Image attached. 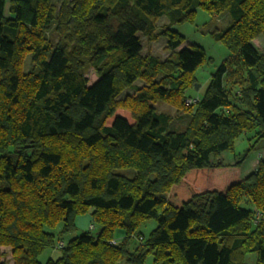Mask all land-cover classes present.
<instances>
[{
	"label": "trees",
	"instance_id": "16d2710c",
	"mask_svg": "<svg viewBox=\"0 0 264 264\" xmlns=\"http://www.w3.org/2000/svg\"><path fill=\"white\" fill-rule=\"evenodd\" d=\"M199 8L231 17L209 30L230 55L193 97L207 56L174 26ZM260 35L264 0H0V264H264V158L247 176L220 158L264 138ZM142 36L169 55L142 54ZM87 213L94 228L65 239Z\"/></svg>",
	"mask_w": 264,
	"mask_h": 264
},
{
	"label": "rangeland",
	"instance_id": "374dc122",
	"mask_svg": "<svg viewBox=\"0 0 264 264\" xmlns=\"http://www.w3.org/2000/svg\"><path fill=\"white\" fill-rule=\"evenodd\" d=\"M231 17L228 14H221V15H213L203 9H198L193 21H186L182 24H176L174 28L178 30L181 34L185 36V42L179 48L183 46H189L191 44L197 43L203 47L206 53V61L197 68L195 75L198 79V83L200 88L195 90V88H190L187 90L186 94L189 96H201L207 87L211 75L217 70L220 63L230 55V51L225 47V45L216 39H214L209 30L212 29L214 26L224 27L229 23ZM168 22L165 16L159 18L157 20V30L162 28V25ZM142 43H143V50L142 54H153L155 56L160 57L161 59H165L169 55V51L166 49L167 38L162 36L158 40L149 41L146 36H142ZM253 45L261 52L264 51V36L260 35L253 40ZM32 67L31 62V54L26 56L24 61V70L28 71ZM239 75H235L227 84L228 88H231L234 93H239L241 87L238 85L236 80H240ZM87 77L89 80V84H92L94 81L98 79V75L94 68H90L87 72ZM139 86L143 85L144 82L142 80H137L136 82ZM128 93L130 96L135 95L134 89H126L124 92L119 96V98H123L124 95ZM187 101V100H186ZM192 104V102H188ZM157 107L161 111L170 112L174 116L175 128H183L188 121V117L186 114H177L175 106H171L167 103L157 102ZM118 112L128 114L126 111L117 110ZM181 116V117H178ZM254 132L250 133H242L239 135L236 140L234 141V148L225 150L220 154V158L224 164H234L237 161H241V173L242 176H247L249 173L254 171L257 166L258 162L261 158H264V138L259 139L255 137ZM246 155V156H245ZM245 156V158H243ZM243 158V159H242ZM242 159V160H241ZM117 172L121 174H125L128 176H132L134 174V170L131 168H119ZM242 206L249 207V204L245 201L242 202ZM89 217V213L84 215H79L76 219L77 229L72 232L71 234H67V238L76 236L81 234L84 230L90 228V223L88 224L86 218ZM156 222L150 221L147 222L145 225L142 226L141 232L147 235L150 230L155 227ZM62 245V241H58L56 246ZM136 245V243H134ZM133 245V246H134ZM8 253L6 257L7 260L12 262L10 259V247H2ZM60 249V248H59ZM130 249L132 250L133 247L131 246ZM51 252V249H47L45 253L41 256L42 261H46L47 255ZM246 263L247 264H255L256 262V255L255 254H247L246 256ZM146 264H152V257H148L146 260Z\"/></svg>",
	"mask_w": 264,
	"mask_h": 264
},
{
	"label": "crops",
	"instance_id": "0c3cea01",
	"mask_svg": "<svg viewBox=\"0 0 264 264\" xmlns=\"http://www.w3.org/2000/svg\"><path fill=\"white\" fill-rule=\"evenodd\" d=\"M8 1H9V0H8ZM91 219H92V217H91V215L89 214V217L86 218V221H87L88 224L91 222ZM84 231H85V230H84ZM116 234H117L118 237H121V236H123L124 232H122L121 230H118ZM58 255H59V252H58L57 250H51V252H50V256L56 258V257H58Z\"/></svg>",
	"mask_w": 264,
	"mask_h": 264
},
{
	"label": "built area",
	"instance_id": "2783aa9c",
	"mask_svg": "<svg viewBox=\"0 0 264 264\" xmlns=\"http://www.w3.org/2000/svg\"><path fill=\"white\" fill-rule=\"evenodd\" d=\"M187 101L188 102H195L196 98H188ZM93 228H94V226L91 224L89 229H93Z\"/></svg>",
	"mask_w": 264,
	"mask_h": 264
},
{
	"label": "water",
	"instance_id": "95a60500",
	"mask_svg": "<svg viewBox=\"0 0 264 264\" xmlns=\"http://www.w3.org/2000/svg\"><path fill=\"white\" fill-rule=\"evenodd\" d=\"M199 87H200L199 83H196V84H195V90H198Z\"/></svg>",
	"mask_w": 264,
	"mask_h": 264
}]
</instances>
